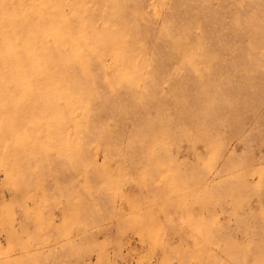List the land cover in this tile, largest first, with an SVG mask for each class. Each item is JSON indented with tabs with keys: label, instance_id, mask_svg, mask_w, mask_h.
Returning <instances> with one entry per match:
<instances>
[{
	"label": "rangeland",
	"instance_id": "1",
	"mask_svg": "<svg viewBox=\"0 0 264 264\" xmlns=\"http://www.w3.org/2000/svg\"><path fill=\"white\" fill-rule=\"evenodd\" d=\"M0 264H264V0H0Z\"/></svg>",
	"mask_w": 264,
	"mask_h": 264
}]
</instances>
